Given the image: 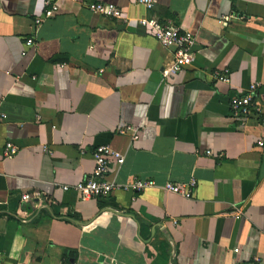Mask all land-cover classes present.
I'll return each instance as SVG.
<instances>
[{"label": "crops", "instance_id": "obj_1", "mask_svg": "<svg viewBox=\"0 0 264 264\" xmlns=\"http://www.w3.org/2000/svg\"><path fill=\"white\" fill-rule=\"evenodd\" d=\"M53 2L45 17L43 0H0V264H264V0ZM141 18L191 32L192 63L164 75L172 48ZM254 82L260 113L235 118ZM98 145L123 154L108 175L120 187L63 190ZM133 178L155 185L124 189ZM191 179L188 198L162 188Z\"/></svg>", "mask_w": 264, "mask_h": 264}, {"label": "built area", "instance_id": "obj_2", "mask_svg": "<svg viewBox=\"0 0 264 264\" xmlns=\"http://www.w3.org/2000/svg\"><path fill=\"white\" fill-rule=\"evenodd\" d=\"M54 0H43V4L49 5L48 9L45 11V17H51L57 10V3ZM141 2L145 8L151 9L153 6L152 0H138ZM86 8L96 14L104 16H113L115 18H120L122 16L121 10L111 4L104 2H92L86 4ZM39 19L35 20L38 24ZM140 23L150 27L151 32L155 36L156 40L162 47L172 48V64L170 68L164 72L165 74H175L182 70L183 67L189 65L194 60V50H192V45L194 43L193 34L187 30H181L179 27L171 26L169 24H160L156 19L153 18H141ZM25 46L30 47L33 44V39L28 38L25 41ZM229 70L223 69L222 71H215L214 77L217 80L228 82L229 80ZM258 83H251L246 93L234 96L229 102V107L231 110V115L235 118H246L253 112L260 113V108L258 105L253 103L255 96L257 95ZM4 118V114H0V120ZM120 134L126 132L131 133V139H137L136 129L132 126H126L119 129ZM259 145H263V142H259ZM16 147L7 142L4 146V156L10 157L16 152ZM210 153V151H206ZM94 166L91 175L75 184L68 186L63 185V190H73L80 198H89L93 196H106L111 193L114 189H118L120 186L115 184L112 180H109L108 175L110 172V163H115L116 165L122 164L124 157L123 154L113 150L108 145H98L94 148L93 153ZM152 180H142L138 178H133L129 182L125 183L122 187L127 190L141 191L144 188L154 186ZM195 185V180L191 179L188 182L181 184H174L172 182H166L162 188L167 192L181 195L183 197H191L193 192V187ZM39 193L35 192L33 194L24 193L21 195V200L27 202L31 200L33 196L38 199ZM238 249H234L237 252ZM1 263V257H0Z\"/></svg>", "mask_w": 264, "mask_h": 264}]
</instances>
